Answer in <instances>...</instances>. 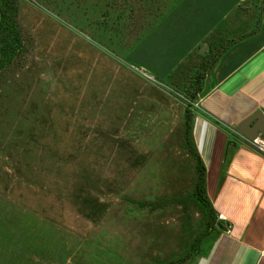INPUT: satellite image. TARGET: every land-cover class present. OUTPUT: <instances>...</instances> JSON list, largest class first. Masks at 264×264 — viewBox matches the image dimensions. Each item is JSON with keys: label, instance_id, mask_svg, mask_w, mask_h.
I'll list each match as a JSON object with an SVG mask.
<instances>
[{"label": "rangeland", "instance_id": "rangeland-1", "mask_svg": "<svg viewBox=\"0 0 264 264\" xmlns=\"http://www.w3.org/2000/svg\"><path fill=\"white\" fill-rule=\"evenodd\" d=\"M177 1H3L0 264H193L206 254L219 228L192 192L184 120L192 73L208 65L191 58L175 83L131 65L132 45L171 13L162 27L174 42L208 25L205 8ZM263 13L264 0H241L209 44L257 30ZM139 89L178 100L173 127L153 104L131 113Z\"/></svg>", "mask_w": 264, "mask_h": 264}, {"label": "crops", "instance_id": "crops-1", "mask_svg": "<svg viewBox=\"0 0 264 264\" xmlns=\"http://www.w3.org/2000/svg\"><path fill=\"white\" fill-rule=\"evenodd\" d=\"M188 2L205 8L208 25L192 35L180 33L174 42L173 34L162 27L171 13L132 45L137 64L131 65L150 79L174 83L191 58L197 65H208L192 73L197 81L192 89V140L205 167L207 198L224 228L193 264H264V151L235 132L244 119L264 108V13L257 30L219 50L209 38L238 17L241 0H178L177 8ZM136 95L143 103L138 107L135 100L131 113L135 107L155 105L165 129L176 124L178 100L158 101L157 93L143 89ZM136 125L124 123L121 128Z\"/></svg>", "mask_w": 264, "mask_h": 264}, {"label": "trees", "instance_id": "trees-1", "mask_svg": "<svg viewBox=\"0 0 264 264\" xmlns=\"http://www.w3.org/2000/svg\"><path fill=\"white\" fill-rule=\"evenodd\" d=\"M4 0H0V25L2 24V14H1V7L4 5L3 3ZM191 112L186 109L185 110V120H184V125H185V136H184V144L191 154V156L194 158L195 161V171H196V179L193 187V195L196 198L198 202H201L204 207L208 210L209 215L211 216L212 220L208 225L209 229L213 230L215 229L214 226H217L219 228L218 232H220L224 228V222L221 219H217L218 215L213 209L209 199L207 198L206 195V190H205V167L195 150V147L193 145V140H192V126H191ZM211 225V223H213Z\"/></svg>", "mask_w": 264, "mask_h": 264}, {"label": "water", "instance_id": "water-1", "mask_svg": "<svg viewBox=\"0 0 264 264\" xmlns=\"http://www.w3.org/2000/svg\"><path fill=\"white\" fill-rule=\"evenodd\" d=\"M205 48L206 46L201 50L203 51ZM235 132L248 140H253L260 134H264V108L256 110L244 119L237 125Z\"/></svg>", "mask_w": 264, "mask_h": 264}, {"label": "built area", "instance_id": "built-area-1", "mask_svg": "<svg viewBox=\"0 0 264 264\" xmlns=\"http://www.w3.org/2000/svg\"><path fill=\"white\" fill-rule=\"evenodd\" d=\"M251 142L256 144L262 151H264V134L262 137L258 136L257 138L251 140Z\"/></svg>", "mask_w": 264, "mask_h": 264}]
</instances>
